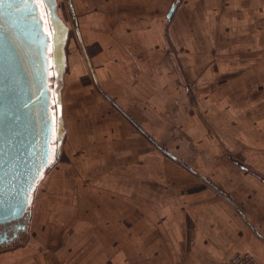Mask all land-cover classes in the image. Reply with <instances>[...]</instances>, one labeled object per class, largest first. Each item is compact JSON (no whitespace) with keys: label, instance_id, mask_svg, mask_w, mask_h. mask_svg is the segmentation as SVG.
Masks as SVG:
<instances>
[{"label":"crops","instance_id":"1","mask_svg":"<svg viewBox=\"0 0 264 264\" xmlns=\"http://www.w3.org/2000/svg\"><path fill=\"white\" fill-rule=\"evenodd\" d=\"M69 2L76 38L58 0L43 2L54 75L68 74L74 89L69 105L79 114L87 105L110 106L124 128L133 117L152 133L147 118L187 124L195 141L188 147L200 158L185 165L174 159V225H110L105 259L87 264H225L239 251L264 264V0ZM174 69L187 76L195 105ZM53 97L60 154L68 123L57 86ZM81 262L68 259L51 225L33 227L24 245L0 251V264Z\"/></svg>","mask_w":264,"mask_h":264},{"label":"rangeland","instance_id":"2","mask_svg":"<svg viewBox=\"0 0 264 264\" xmlns=\"http://www.w3.org/2000/svg\"><path fill=\"white\" fill-rule=\"evenodd\" d=\"M69 1L58 0V10L76 38V19ZM42 10L47 17L45 5ZM45 25L50 31L47 18ZM87 66L86 75L90 76ZM51 73L52 90L57 86L64 94L68 132L60 154L57 137L54 139L52 162L33 192L25 229L10 241L0 243V251L24 245L33 227L51 225L66 248L68 259L87 264L86 260L96 255L106 256L110 225H174V217L169 213L174 209V159L184 165L187 161L200 163V158L193 159L196 151L188 147L195 141L185 130L187 124L184 129L174 120L171 123V119L170 122L147 118L152 133L137 118L129 117L125 119L135 130L124 128L113 108L98 103L92 105L94 110L87 105L79 114L73 103L72 107L69 105V100H74V89L69 87L68 74L57 80L53 68ZM174 73L195 105V91L184 71L174 69ZM94 87L106 97L101 86ZM87 101L91 104L90 94ZM52 107L56 120L57 105L53 100ZM188 114L191 113L184 112V118ZM200 154L197 151V156H204ZM228 157L237 163L233 154ZM240 164L243 162L239 160L237 165Z\"/></svg>","mask_w":264,"mask_h":264},{"label":"water","instance_id":"3","mask_svg":"<svg viewBox=\"0 0 264 264\" xmlns=\"http://www.w3.org/2000/svg\"><path fill=\"white\" fill-rule=\"evenodd\" d=\"M38 3L0 0V225L18 220L13 236L7 239L5 231L0 243L25 229L26 223L19 220L28 213L38 181L51 165L58 134L48 70L49 36ZM53 55L55 64V46Z\"/></svg>","mask_w":264,"mask_h":264},{"label":"flooded vegetation","instance_id":"4","mask_svg":"<svg viewBox=\"0 0 264 264\" xmlns=\"http://www.w3.org/2000/svg\"><path fill=\"white\" fill-rule=\"evenodd\" d=\"M38 9H39V12H40V15H41V18H42V22H43V29H44V31L48 34V36H49V44H48V48H47V54H48V57H49V63H48V70H49V79H50V83H51V76H52V73H51V71H52V63H51V56H50V42H51V37H50V31L49 30H47L46 29V25H45V18H47V20H48V24H49V27H50V21H49V19H48V12H47V17H46V15L43 13V10H42V5H44V3H40V0H38ZM46 7V6H45ZM46 9H47V7H46ZM51 85V84H50ZM54 96V91L52 90V100H53V97ZM54 101V100H53ZM53 108V107H52ZM53 111H54V109H53ZM28 217H29V212L28 213H26L25 215H24V217L23 218H21L20 220H19V222H24V223H26L27 222V220H28ZM18 220H14V221H12V222H10V223H6V224H1L0 225V237H2L3 235H4V233H5V231H6V233H7V239H9V238H11L12 236H13V234H14V231H15V225H16V222H17ZM22 231V230H21ZM21 231H19V234H20V232ZM10 241V240H9ZM4 242H5V240H4ZM8 242V241H7Z\"/></svg>","mask_w":264,"mask_h":264},{"label":"built area","instance_id":"5","mask_svg":"<svg viewBox=\"0 0 264 264\" xmlns=\"http://www.w3.org/2000/svg\"><path fill=\"white\" fill-rule=\"evenodd\" d=\"M225 264H259L249 251L236 252Z\"/></svg>","mask_w":264,"mask_h":264},{"label":"bare ground","instance_id":"6","mask_svg":"<svg viewBox=\"0 0 264 264\" xmlns=\"http://www.w3.org/2000/svg\"><path fill=\"white\" fill-rule=\"evenodd\" d=\"M41 3V2H40ZM60 36V34H58V37ZM58 56H59V50H58ZM60 65V64H59ZM29 209H30V206L28 207V212H29ZM15 220H17V219H15ZM12 221H14V220H12ZM12 221H10V222H12ZM10 222H7V223H10ZM4 224H6V223H4Z\"/></svg>","mask_w":264,"mask_h":264},{"label":"snow or ice","instance_id":"7","mask_svg":"<svg viewBox=\"0 0 264 264\" xmlns=\"http://www.w3.org/2000/svg\"><path fill=\"white\" fill-rule=\"evenodd\" d=\"M40 2H41V3H43V2H44V0H40Z\"/></svg>","mask_w":264,"mask_h":264}]
</instances>
